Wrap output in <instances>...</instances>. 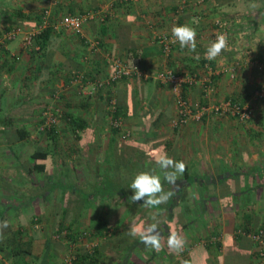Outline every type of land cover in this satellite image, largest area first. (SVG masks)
Segmentation results:
<instances>
[{"label": "crops", "instance_id": "obj_1", "mask_svg": "<svg viewBox=\"0 0 264 264\" xmlns=\"http://www.w3.org/2000/svg\"><path fill=\"white\" fill-rule=\"evenodd\" d=\"M47 8L52 34L36 50L24 38ZM89 11L111 15L89 19L84 37L57 26L64 14ZM219 19L229 26L231 47L208 60ZM183 24L197 31L195 52L177 41L166 56L158 37ZM14 29L18 37L0 47V220L9 222L0 264H258L253 238L240 230L264 228V98L256 94L264 86V0H0V40ZM117 58L152 75L97 87ZM206 65L214 70L212 93L205 91ZM165 67L199 76L184 89L192 103L232 98L250 105L252 118L210 113L175 126L176 97L154 77ZM77 72L84 79L75 82ZM112 96L130 138L107 126ZM49 107L65 114L53 133L40 128ZM35 151L48 156L35 159ZM161 154L186 164L176 187L155 163ZM143 171L174 191L160 211L131 203L128 219L120 210L125 198L94 195L105 181L127 183L133 195L130 184ZM151 211L161 220L159 252L128 235L133 221L152 222ZM89 225L93 232H82ZM170 232L184 237L181 251L168 248Z\"/></svg>", "mask_w": 264, "mask_h": 264}, {"label": "built area", "instance_id": "obj_2", "mask_svg": "<svg viewBox=\"0 0 264 264\" xmlns=\"http://www.w3.org/2000/svg\"><path fill=\"white\" fill-rule=\"evenodd\" d=\"M53 4L58 5L60 0H50ZM123 3H128L132 0H119ZM185 2V0H182ZM51 10L47 8L44 10L43 20L39 28L34 31L27 32L24 38L25 45L29 47H34V49L39 50L40 44L36 40V36L41 33L49 24V17ZM111 14L108 11H89L86 13H67L64 14L57 22V26L65 31H71L72 33L84 37V26L89 19H93L97 16L102 20H105ZM19 33V29H14L9 31L3 39L0 40V47L6 45L8 40L14 39ZM220 34H226L228 37L229 48L230 44V29L226 21L217 20L216 28L213 31L212 39L215 40ZM158 41L162 47L163 53L168 56L171 54L172 49L176 45L177 41L171 34H161L158 37ZM94 45H98V42H94ZM207 67V76L204 79L205 91L206 93H212V80L211 76L214 70L209 65ZM260 70L264 76V61L260 63ZM134 74L149 75L150 73L142 70L137 66H130L125 61L117 58L113 61V68L110 74L105 79L97 80V87H104L121 81L124 78L131 77ZM152 75V74H150ZM84 76V75H83ZM80 72L75 73L74 81H79L84 79ZM157 80L162 84L168 85L173 91L176 97V104L178 107V112L174 118L175 126L185 125L194 120H201L206 114L214 113L219 116H229L233 117L239 121H247L253 116V108L248 104H243L240 101L229 98L219 102H196L192 103L184 96V86L188 84H194L198 81L199 76L194 73H177L173 69L165 67L157 71L154 74ZM256 94L260 98H264V86L257 90ZM109 109L112 114L110 125L122 134L124 138L131 137V130L124 128V122L119 115L118 99L112 96L109 99ZM65 117V114L58 108H46L43 112L44 122L41 124V130L48 131L49 129L56 127ZM240 233L250 235L256 244V257L258 264H264V228H260L257 231H246L240 230ZM213 240H216L214 238Z\"/></svg>", "mask_w": 264, "mask_h": 264}, {"label": "clouds", "instance_id": "obj_3", "mask_svg": "<svg viewBox=\"0 0 264 264\" xmlns=\"http://www.w3.org/2000/svg\"><path fill=\"white\" fill-rule=\"evenodd\" d=\"M250 7L255 9L256 3H251ZM172 36L175 41H178L181 48L195 52L197 31L190 24L174 25L171 29ZM229 48L228 37L226 34H220L216 39L209 44L205 58L214 60L222 51ZM199 59V57H196ZM155 163L163 171V180L168 184L178 186L179 177L186 171L184 161H176L167 154H161L155 157ZM130 188L134 190V194L128 199L129 202L135 204L143 201V206L147 209H158L161 204H165L174 196V191H166L163 187L162 178L155 174L154 171H143L138 173L130 184ZM151 223L144 227L138 225L135 221L132 222L128 230V235L139 237L140 242L146 247H150L159 252L163 247L162 235L160 231L161 220L159 219L158 211L149 213ZM9 227L7 219L0 220V236L3 235V230ZM185 239L178 232H170L167 239V246L170 250L181 251L184 247Z\"/></svg>", "mask_w": 264, "mask_h": 264}, {"label": "trees", "instance_id": "obj_4", "mask_svg": "<svg viewBox=\"0 0 264 264\" xmlns=\"http://www.w3.org/2000/svg\"><path fill=\"white\" fill-rule=\"evenodd\" d=\"M42 15H44V13L42 14ZM42 20V19H41ZM51 34H52V29L50 28V26H48V27H46L45 29H43L42 31H41V33L40 34H38L37 36H36V40H37V42L40 44V46L41 47H44L45 46V44L48 42V40L50 39V37H51ZM185 88L184 89H186V85L184 86ZM184 96L186 97V95L184 94ZM205 116H207V114L205 115ZM204 117V116H203ZM73 120H75V123H78L79 124V122H81V120H76V119H73ZM53 130H54V127L53 128H51V129H49L47 132H50V133H53ZM22 133V132H21ZM23 134V133H22ZM47 156H48V154H47V152H45V151H35L34 153H33V157L35 158V159H46L47 158ZM35 168H37L38 170H45V168H46V166H45V164L44 163H36L35 164ZM117 191V192H116ZM118 194L122 199L123 198H129L130 196H131V191L129 190V186H128V184L127 183H124V185L123 184H120V185H118V186H114L113 184H111V182H106L105 181V184H104V188L103 189H100V190H98V191H96V192H94V195H96L97 197L98 196H105V197H113V195H115V194ZM89 195V194H88ZM161 209H163V208H161V207H158V211H160ZM100 228V232L102 233V234H104L105 233V231H103L101 228H102V226H100L99 227ZM104 232V233H103Z\"/></svg>", "mask_w": 264, "mask_h": 264}, {"label": "rangeland", "instance_id": "obj_5", "mask_svg": "<svg viewBox=\"0 0 264 264\" xmlns=\"http://www.w3.org/2000/svg\"><path fill=\"white\" fill-rule=\"evenodd\" d=\"M18 37V36H17ZM188 124V123H187ZM107 126H110V121H109V123L107 124ZM110 128V127H109ZM124 142V141H123ZM122 142V143H123ZM125 143V142H124ZM14 148H16L15 150H17V147H15V146H13ZM59 147H62V149L63 150H65V148L62 146V145H60ZM13 148V149H14ZM122 169V168H121ZM121 171V170H120ZM124 171V170H123ZM123 171H121V172H123ZM128 174H129V172H128ZM122 178H124V177H121V179ZM127 179L125 180L126 182H127V180H130V175L128 176L127 175V177H126ZM81 180V179H80ZM78 186L81 184V182L78 184V183H76ZM80 188H83L84 190H86V189H90L89 188V186H83V184L81 185V187ZM122 204L120 205L121 206V208H120V210H121V214H123V216L125 217V216H129V213H131V211H128L129 210V208H130V206H131V203L129 202V200H126V199H124L122 202H121ZM128 206V207H127ZM125 210H127V213H125L126 211ZM123 212V213H122ZM125 213V214H124ZM137 217H138V215H137ZM131 219V216H129L128 217V219ZM131 222V221H130ZM129 224H131V223H129ZM124 227H126V225H120V228H121V232H122V229L124 228ZM92 225H89V226H85V228H83V230H82V232H85L86 231V233L88 234V232H93L92 231Z\"/></svg>", "mask_w": 264, "mask_h": 264}]
</instances>
